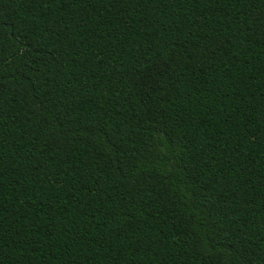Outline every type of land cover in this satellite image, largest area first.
<instances>
[{"label":"trees","instance_id":"16d2710c","mask_svg":"<svg viewBox=\"0 0 264 264\" xmlns=\"http://www.w3.org/2000/svg\"><path fill=\"white\" fill-rule=\"evenodd\" d=\"M0 264H264V0H0Z\"/></svg>","mask_w":264,"mask_h":264}]
</instances>
